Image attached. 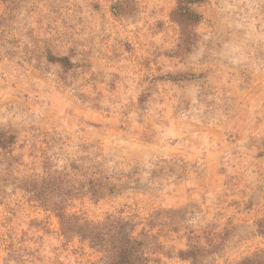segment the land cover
Here are the masks:
<instances>
[{"label":"rangeland","instance_id":"rangeland-1","mask_svg":"<svg viewBox=\"0 0 264 264\" xmlns=\"http://www.w3.org/2000/svg\"><path fill=\"white\" fill-rule=\"evenodd\" d=\"M177 1L0 0V131L17 137L0 149V264H100L45 205L94 155L120 190L66 211L157 216L147 264L264 255V0L195 6L186 41Z\"/></svg>","mask_w":264,"mask_h":264},{"label":"trees","instance_id":"trees-1","mask_svg":"<svg viewBox=\"0 0 264 264\" xmlns=\"http://www.w3.org/2000/svg\"><path fill=\"white\" fill-rule=\"evenodd\" d=\"M205 2L207 0L177 1V6L172 12V19L182 26V40L186 41L190 36V31L187 29L197 25L203 19V15L195 6ZM51 59L64 66L71 64L66 56ZM16 138L15 134L0 131V149H9L16 142ZM98 157L99 155L93 156L90 173L82 174L86 181H80L77 188H64L65 192L61 200L52 204L47 202L45 205L53 208L60 218L62 233L65 236H77L101 253L100 264H147L153 254L163 249L159 233L153 232L158 220L157 216H149L146 224L150 229L143 227L139 230L144 221L136 215L109 214L102 221H93L83 215L66 211L65 201L69 196L90 195L92 199L99 201L120 190L118 184L114 182L116 176L107 173L105 160H99ZM200 251L201 248L195 243L185 250H180L179 256L183 259L196 260L201 256ZM237 264H264V255L257 253L252 257L244 258Z\"/></svg>","mask_w":264,"mask_h":264}]
</instances>
